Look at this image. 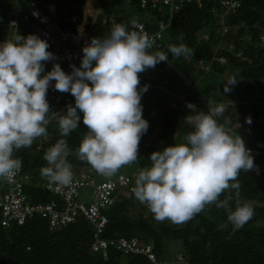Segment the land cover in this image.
Segmentation results:
<instances>
[{"label":"clouds","instance_id":"clouds-1","mask_svg":"<svg viewBox=\"0 0 264 264\" xmlns=\"http://www.w3.org/2000/svg\"><path fill=\"white\" fill-rule=\"evenodd\" d=\"M85 1L79 17L71 14L78 17L79 22L84 15ZM54 6L57 15L59 6L55 2ZM0 12L2 16L1 8ZM100 12L95 11L89 19ZM57 20L61 22L59 17ZM131 24L133 29L137 28L136 19ZM66 25L65 29L75 28V24L74 28ZM10 27L16 32L15 38L0 41V180H13L22 167V161L14 157V152L46 137L52 119L57 122L61 138L43 157L47 167L42 169V175L51 182L71 185L73 173L69 156L86 162L104 176L114 175L122 167L135 163L141 137L148 129L140 103L148 85L140 86L139 74L160 62H168L169 54L179 59L190 55L191 50L184 44H169L167 52L152 53L149 50L156 37L143 30L129 31L127 26L117 23L106 36L94 37L82 48L80 65H71L69 74L59 64H53L45 73L44 62L54 59L53 53L47 50L48 43L35 34L18 35L15 22ZM52 81L54 90L74 97V104L66 106L62 112L49 110L46 96ZM238 81L234 76L225 80L223 92L230 93ZM173 98L176 102H170V107L179 103L181 109L191 110L185 118L191 130L183 136L182 142L153 152L148 157L150 166L136 174L134 183L132 175L124 172L115 176L124 174L131 178L135 198L145 204L158 221L185 223L214 204L226 211L227 224L233 231L241 229L254 215L252 204L239 198L238 176L241 171L254 167L250 150L228 127V119L221 122L226 113L224 104L209 101L204 112L197 110L181 93L173 94ZM81 121L87 132L73 150L66 137ZM251 122L250 117L245 118V123ZM228 190L234 192V207L229 204L233 197L220 199ZM122 193L129 195L124 190Z\"/></svg>","mask_w":264,"mask_h":264},{"label":"trees","instance_id":"trees-1","mask_svg":"<svg viewBox=\"0 0 264 264\" xmlns=\"http://www.w3.org/2000/svg\"><path fill=\"white\" fill-rule=\"evenodd\" d=\"M31 1L39 3L40 0H28L26 7ZM122 1L125 0H99L101 12L93 24L94 34H108L117 23L127 26L133 11L140 15L138 20L149 31L156 29L159 20L167 21L169 18V11L163 9H141L139 0H128L127 8L120 6ZM92 8L94 9L91 10L89 18L94 15L95 5ZM213 8L217 14L223 13L216 0H203L201 6L196 2L181 6L173 14L162 39L149 50L152 53L167 52L169 44H184L191 50V54L185 59H173L169 54L170 62H160L155 68L139 74L140 86L148 85V90L140 101L143 107L142 118L148 122V129L139 143L138 160L128 165L126 170L129 172L124 173L132 175L134 183L133 174L150 166L148 157L153 152L182 142L183 136L191 130L185 119L191 112H182L179 103L176 107L169 106L170 102H176L173 94L185 95V99L195 105L197 110L205 112L207 102H225L224 99L213 97L209 90H215L231 75H235L242 87L237 90L236 85L232 87V92L235 89L237 94L229 95L228 99L238 102L229 103L227 107L238 108L240 115L232 121L227 113L221 118V122L226 118L232 123L240 124L239 122L245 123L246 117L251 118L249 128H242L240 137L246 148L252 151L250 154L254 167L247 172L241 171L238 181L241 186L239 198L242 202L252 204L254 215L241 229L233 231L232 226L227 224L226 211L213 204L206 206L204 211L185 223L155 226L143 213L134 214L136 206H142L134 193L126 196L121 192V196L115 198V203L106 212L108 223L103 236H139L144 242L154 241V251L158 259H162L164 254L163 239H171L181 243L189 264H264V124H255L258 117L264 122V47L258 41V35L262 31L260 27L263 25L264 2L242 0L240 9L224 17L226 33H222L219 21L212 12ZM1 10L3 12L2 8ZM19 10L24 12V5ZM71 14L74 13L69 11L66 16L69 18ZM72 25L74 26H66ZM165 33L170 38L168 43L164 41ZM203 35L208 38L203 39ZM218 46L221 47L216 50ZM201 66L203 69L210 68L211 72L208 71L203 77L212 81V89H200L196 86L197 82L199 85L203 81V77L199 75L203 71L200 70ZM173 76H187L192 82V90L182 88L180 91L176 87L183 80L179 78L174 81ZM167 79L172 81H166L162 90L160 83ZM153 112L155 113L152 115ZM51 127L52 137L41 150L36 149L37 143L34 142L31 147L21 148L13 154L22 161L21 168L29 174L33 184L47 179L42 175V169L47 167L44 154L61 138L58 125L52 124ZM248 130L250 134L246 135ZM86 132L87 127L81 121L78 128L66 137L69 147L73 150L78 147ZM68 161L72 168L90 173L97 181L102 180L99 178L100 174L86 162L79 161L75 156H69ZM255 167L257 173L254 171ZM25 192L32 202H47L52 198L35 185H27ZM229 196L233 197L229 201L230 207H234L235 196L232 190L222 193L220 199ZM91 243L92 229L84 220H77L67 227L50 231L45 220L34 217L21 226L14 224L4 228L0 225V264H153L144 256H124L113 250L108 252L107 258H102L91 250Z\"/></svg>","mask_w":264,"mask_h":264},{"label":"built area","instance_id":"built-area-1","mask_svg":"<svg viewBox=\"0 0 264 264\" xmlns=\"http://www.w3.org/2000/svg\"><path fill=\"white\" fill-rule=\"evenodd\" d=\"M95 2L97 0H94ZM203 0H139L141 9L169 11L167 21L159 20L156 23V29L149 31L145 24L136 19L137 28L133 29L130 19L128 22V30H143L150 36L156 37L155 44L162 39L164 30L168 27L173 14L185 4L196 2L201 6ZM218 7L223 9L221 14L216 13L213 8L212 12L219 21V26L222 28V33L227 32V27L224 25V17L235 13L241 7L242 0H216ZM264 2V0H262ZM53 0L32 1L29 8L23 13L22 19L33 23L32 34L37 35L42 40H45L49 48V52L53 53L54 59L44 62L45 73L52 69L53 64H59L61 69L69 74L71 65L79 67L83 53L82 48L87 46L92 38L106 36L105 33L94 34L93 24L94 19L79 22L78 17L71 15L67 20L59 22L54 12ZM47 12H45L43 9ZM12 16L8 20V28L13 31L10 39L15 38L16 32L10 27L12 22H15V29L19 28V14L9 12ZM2 16L0 12V35L2 29ZM167 22V23H166ZM75 24L74 29H65L66 24ZM82 25V26H81ZM260 35H258L259 45L264 47V17ZM204 35V39H207ZM249 39V37H247ZM1 40L0 41H7ZM154 44V45H155ZM55 82H50L46 99L49 104L50 112H62L66 106L74 103V97L69 93H61L54 90L52 85ZM262 121V119L260 118ZM57 124L55 119H52L47 126V136L35 140L37 150H41L52 137L51 125ZM250 153H252L250 151ZM73 181L71 185L64 186L59 183L51 182L46 179L42 182L33 184L30 181L29 174L20 171L16 174L11 182L0 180V225L4 228H9L11 225H23L27 220L34 217H40L45 220L50 231L67 227L75 223L77 220H84L89 223L92 229L91 250L94 253L101 255L102 258H107L110 250L119 252L125 255L144 256L153 264H189L186 257L182 254L176 256L175 260H161L156 257L154 244L149 245L144 243L138 236L124 237L116 236L112 238L104 237V230L108 223L106 212L113 206L116 198L117 186L122 187L127 193L132 192L134 187L129 176L118 174L113 179L97 181L90 173L79 168H72ZM39 187L42 192L51 195L49 201L32 202L25 192L26 186ZM84 190H91L93 200L90 203H85L80 200L81 193Z\"/></svg>","mask_w":264,"mask_h":264},{"label":"rangeland","instance_id":"rangeland-1","mask_svg":"<svg viewBox=\"0 0 264 264\" xmlns=\"http://www.w3.org/2000/svg\"><path fill=\"white\" fill-rule=\"evenodd\" d=\"M28 0H14V1H12V0H0V7L3 9V12H2V20H3V22H2V29H1V37H0V39H5V40H7V38H8V36H12L13 35V31H11V30H9L8 29V27H7V21H8V19L9 18H11L12 16L11 15H7L8 13H9V11H16L18 14H19V23H20V27L17 29V34L18 35H20V36H27V35H29V34H32V32H33V23H31V22H27V21H24L23 19H22V16H23V12H22V10L20 11L19 9H21V5H24V9H25V11L28 9V7H29V5L26 7V5H27V2ZM83 1L84 0H54V2H55V4H56V6H60L61 4H63V3H66L67 5H69L70 6V11L72 12V13H74V14H76L78 17L80 16V8H81V5H82V3H83ZM101 1V0H100ZM97 2H99V0L97 1ZM120 6L121 7H123V6H125L126 8H127V6H128V0H125V1H122V2H120ZM16 5V6H15ZM66 5V6H67ZM89 5L91 6V7H93V5H95V1H92L91 2V0H86L85 1V3H84V5L83 6H85V12H84V14L86 15V13H87V9L89 8ZM117 6H118V4H117ZM26 7V8H25ZM95 7H96V5H95ZM98 11H101V7H100V5L98 4ZM57 9H58V7H57ZM83 9H84V7H83ZM90 9V8H89ZM94 8H92V10H93ZM96 9H97V7L95 8V11H96ZM55 10H56V8L54 7V12H55ZM131 10V9H130ZM164 11H168L167 9H163ZM24 11V12H25ZM132 11V10H131ZM130 11V12H131ZM220 11H222V12H224V10L223 9H221ZM82 12H83V10H82ZM67 14V13H66ZM94 14H95V12H94ZM100 14V13H99ZM96 17H97V15H96ZM96 17L94 18V19H96ZM131 18L132 19H138V18H140V15H138L136 12H134L133 11V13H131ZM70 27H72V28H74V26L72 25V26H70ZM69 30H70V28H68ZM203 39H204V35H203V37H202ZM164 41L166 42V43H168L169 41H170V38H169V35L168 34H164ZM221 46H218V47H216V50L217 49H219ZM185 58H187V56H185L184 57V59ZM168 62H170V61H168ZM222 62H223V60H222ZM184 63V65L186 64V61H184L183 62ZM183 65V66H184ZM200 70H203L202 71V73H200L199 75H200V77H203V75L205 74V73H207L208 71L209 72H211L210 71V68L208 69V67H205L204 69L202 68V66L200 67ZM48 72V71H47ZM226 73V72H225ZM224 73V74H225ZM226 75V74H225ZM237 77V76H235V75H231L230 77ZM186 77V78H185ZM185 77H179L180 78V80H183L182 81V83H180L179 84V86H177L176 88H179V90L181 91L182 90V88L183 89H186V90H192V87H193V85H191V81L188 79V77L187 76H185ZM179 78H178V76H173V80L174 81H177V80H179ZM169 80V82H171L172 80L171 79H167V80H165V81H161V83H160V86H164L163 84L166 82V81H168ZM239 80V79H238ZM197 84V85H196ZM195 85L197 86V88L198 87H200V89H201V87H203V88H206V87H208L209 89H212V87H211V85H212V81H210V79H205L204 77H203V81L202 82H199V85H198V82L196 83ZM237 86V87H236ZM236 90L237 89H239V88H241L242 87V83L241 82H239L238 81V83L236 84ZM234 89V92H230V93H227V94H225L224 92H223V86H222V84H221V86H218L215 90L214 89H212V90H209V92L212 94V96L213 97H217V98H220V99H224L225 100V102H223L222 104H224V106H225V108H226V113L225 114H229V119L230 120H235V119H237V118H239V115H240V111L238 110V108L236 109V108H228L227 107V105L229 104V103H237L235 100H233V101H231L230 99H228L229 98V95H233V94H237L236 93V90ZM144 94V93H143ZM179 98V97H178ZM251 105H254V104H251ZM207 108V107H206ZM190 111L191 112V110L190 109H188L187 107H184L183 109H182V112H186V111ZM204 111V110H203ZM206 112V111H205ZM232 117V118H231ZM260 118L261 117H259L257 120H255V124L258 126L259 124L261 125V124H263L264 122H262L261 120H260ZM229 121V120H228ZM186 122H187V120H186ZM235 122H231V121H229V124H228V127H230V129H231V131L232 132H236L239 136H240V134H241V129L243 128V129H247V128H249V124H247V123H241V122H239L240 124H237V123H235ZM53 127V129H54V125L52 126ZM156 131V130H155ZM243 131V130H242ZM252 133V132H251ZM244 134H245V132H244ZM248 134H250V130H248V131H246V135H248ZM150 143V142H149ZM123 168V169H122ZM121 169L123 170H121V169H119L118 170V172H126L127 170V168H128V165H126V166H124V167H122ZM254 171H255V173H257V169L256 168H254ZM90 172H92V169H90ZM117 172V173H118ZM127 172H129V171H127ZM117 173H115L114 175H111L110 177H114ZM133 176L135 177L136 176V174H133ZM99 178L100 179H102V180H105L106 178H109L108 176H104V175H99ZM122 187H120V186H117V188H116V191H117V195H116V198L117 197H120L121 195H120V193L122 192ZM127 195V194H126ZM125 197V196H124ZM80 200L82 201V202H85V203H90L92 200H93V198H92V195H91V190H84L82 193H81V196H80ZM142 204V203H141ZM135 206H136V204H135ZM138 213H143L144 214V216L149 220V221H151L155 226H161L162 224L163 225H167V226H169V225H172L174 222H171V221H169V220H165V221H163V222H161V221H158V220H156L155 219V217H154V215L149 211V209H148V207L145 205V204H142V206H136V208H135V210H134V214H138ZM139 237V236H138ZM141 237H142V235H141ZM140 238V237H139ZM140 239H142V238H140ZM144 243H147V244H149V245H152V244H154V241H149V242H144ZM162 247H163V249H164V254L162 255V259L161 260H168V261H174L175 260V258H176V256L177 255H179V254H182V255H184V250H183V247H182V245H181V243L180 242H177V241H174V240H171V239H163V241H162Z\"/></svg>","mask_w":264,"mask_h":264},{"label":"crops","instance_id":"crops-1","mask_svg":"<svg viewBox=\"0 0 264 264\" xmlns=\"http://www.w3.org/2000/svg\"><path fill=\"white\" fill-rule=\"evenodd\" d=\"M98 7V6H97ZM99 8V7H98ZM70 6H66L65 3L61 4L59 7H58V14L56 15L57 18L59 17V20L62 21V20H66L68 17L66 16V13H68L70 11ZM98 11V9H96V12Z\"/></svg>","mask_w":264,"mask_h":264},{"label":"bare ground","instance_id":"bare-ground-1","mask_svg":"<svg viewBox=\"0 0 264 264\" xmlns=\"http://www.w3.org/2000/svg\"><path fill=\"white\" fill-rule=\"evenodd\" d=\"M94 1V0H91V2ZM90 8V9H89ZM89 8L87 9V13L86 15L84 14V21H87L89 19V15H90V12L92 10V7L89 5ZM84 12H85V6H84ZM82 26V25H81Z\"/></svg>","mask_w":264,"mask_h":264}]
</instances>
